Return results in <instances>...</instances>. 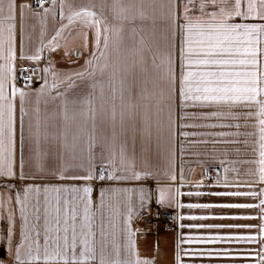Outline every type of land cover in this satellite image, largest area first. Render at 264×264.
I'll list each match as a JSON object with an SVG mask.
<instances>
[{
  "label": "crops",
  "instance_id": "1",
  "mask_svg": "<svg viewBox=\"0 0 264 264\" xmlns=\"http://www.w3.org/2000/svg\"><path fill=\"white\" fill-rule=\"evenodd\" d=\"M0 264H264V0H0Z\"/></svg>",
  "mask_w": 264,
  "mask_h": 264
},
{
  "label": "built area",
  "instance_id": "2",
  "mask_svg": "<svg viewBox=\"0 0 264 264\" xmlns=\"http://www.w3.org/2000/svg\"><path fill=\"white\" fill-rule=\"evenodd\" d=\"M39 5H44L48 0H36ZM37 66L34 64L23 65L19 69L18 79L21 85L31 83L35 79ZM176 212L171 210L157 209L154 211L153 220L156 228H170L174 225Z\"/></svg>",
  "mask_w": 264,
  "mask_h": 264
}]
</instances>
